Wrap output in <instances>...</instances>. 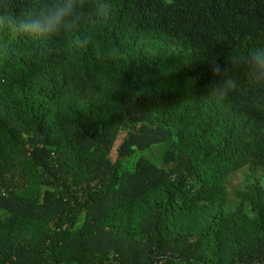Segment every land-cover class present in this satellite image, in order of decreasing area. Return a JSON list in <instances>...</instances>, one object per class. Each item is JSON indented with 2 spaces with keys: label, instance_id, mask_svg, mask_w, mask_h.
Masks as SVG:
<instances>
[{
  "label": "trees",
  "instance_id": "16d2710c",
  "mask_svg": "<svg viewBox=\"0 0 264 264\" xmlns=\"http://www.w3.org/2000/svg\"><path fill=\"white\" fill-rule=\"evenodd\" d=\"M113 3L84 47L0 34V264H264V178L224 185L264 171V88L208 65L264 48V0Z\"/></svg>",
  "mask_w": 264,
  "mask_h": 264
},
{
  "label": "clouds",
  "instance_id": "9594fccd",
  "mask_svg": "<svg viewBox=\"0 0 264 264\" xmlns=\"http://www.w3.org/2000/svg\"><path fill=\"white\" fill-rule=\"evenodd\" d=\"M113 9V0H0V34L6 32L34 43L70 37L73 46L84 47L92 34L82 31L83 25L101 26L110 19ZM8 51L7 44H0V55L7 56ZM208 65L213 77L209 94L219 99L238 87L233 72L240 68L250 87L264 88V48L253 50L242 59L231 57L227 62L213 55ZM176 264L196 261L178 259Z\"/></svg>",
  "mask_w": 264,
  "mask_h": 264
},
{
  "label": "rangeland",
  "instance_id": "374dc122",
  "mask_svg": "<svg viewBox=\"0 0 264 264\" xmlns=\"http://www.w3.org/2000/svg\"><path fill=\"white\" fill-rule=\"evenodd\" d=\"M253 175L256 179L264 178V171L257 169L255 171L249 168H243L241 170L231 172L224 180L226 200H225V210L227 213L234 211L237 200L235 194L243 190V183L245 179ZM82 222V221H81Z\"/></svg>",
  "mask_w": 264,
  "mask_h": 264
}]
</instances>
